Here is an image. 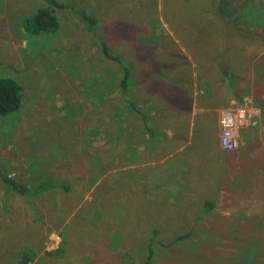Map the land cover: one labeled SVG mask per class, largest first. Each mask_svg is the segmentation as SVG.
I'll list each match as a JSON object with an SVG mask.
<instances>
[{"label":"rangeland","instance_id":"374dc122","mask_svg":"<svg viewBox=\"0 0 264 264\" xmlns=\"http://www.w3.org/2000/svg\"><path fill=\"white\" fill-rule=\"evenodd\" d=\"M91 4L104 13L103 26L95 24L93 30L104 31L110 49L128 62L132 102L150 115L144 121L127 106L117 88L120 72L68 12L61 14L57 29L31 35L23 20L45 3L0 0V76L22 85L18 109L0 114V172L35 191L71 186L75 176L81 180L73 208L59 205L63 223L57 226L50 215L56 221L58 204L65 200L39 195L27 203L0 179V264H17L21 252L38 254L29 264H144L152 237L147 264H240L242 252L253 245L259 249L252 262L264 264V155L245 154L264 152L259 127L264 126V25L232 24L219 0ZM99 63L108 64L111 76L96 79ZM157 70L176 75L200 101L226 102L218 123L214 112L197 115L193 136L179 141L161 164ZM226 129L235 141L231 149L221 143ZM244 130L250 135L243 151ZM102 158L111 169L97 176ZM92 197L106 204L98 208L102 218L82 210ZM208 201L214 203L209 212L201 209ZM30 203H37L35 212ZM43 212L42 220L26 221ZM189 231L180 244L161 245ZM59 233L63 251L49 258L44 251L60 245Z\"/></svg>","mask_w":264,"mask_h":264},{"label":"trees","instance_id":"16d2710c","mask_svg":"<svg viewBox=\"0 0 264 264\" xmlns=\"http://www.w3.org/2000/svg\"><path fill=\"white\" fill-rule=\"evenodd\" d=\"M42 1L45 3L44 6L43 5L40 6L35 11H33L31 14L27 15L24 18L23 20L24 28H25L24 30L27 33H30L31 35L41 36V33L42 34L47 33V31L57 29V27H60L61 18H62L61 14L64 13L65 11L68 12L69 20H71L74 23H77V25L81 27L87 33V35H91L92 38L95 39V41L98 44V50H99L100 56L107 62L114 63L115 67L117 68V71L120 72L119 78L116 79L117 88L119 90L120 96L125 99L127 106L130 109H135L136 111H138L136 104L135 103L133 104L132 102V97L129 92L132 81L129 80L131 78V68L129 69L130 66H128V62L124 59L123 56L119 54V52H113L110 49V46L107 44V42L103 38L104 31L99 30L101 33L100 34L99 32H96L93 30L95 24H99V26H103L104 24V21L102 20V16L104 15V13L101 12L102 10L101 9L98 10L97 8L95 9L93 4H91L92 0H89V7L87 3L88 0L87 1L78 0V2H75L73 0H69V1L42 0ZM234 1L235 3H233ZM261 7H264V0H260L258 4H255L254 0H219V9L222 12L223 10L226 9L227 15L225 16L227 20L231 21L232 24L234 23L236 25L237 23H241L242 20L246 22L248 20L249 21L251 20L252 23H255L257 25L259 24L264 25V12L260 13ZM206 38H207V43H208L209 38L208 37ZM222 48L224 49L225 45H223ZM223 53L225 52H222L220 55L222 56ZM96 68L98 70L96 72L97 74L96 79H98L99 75L109 76L112 72L111 68H109L110 70L108 69L107 72L105 71L106 68H108V64L99 63L96 65ZM222 72L224 73L225 76L229 77L230 74L229 72L225 71V69H222ZM112 79L113 77L111 78V80ZM21 96H22V85L16 79L9 77V76H0V114L1 115H7L9 113L16 111L19 107ZM97 119L99 121L104 120V110H101L100 112H98ZM112 145L117 146L114 140H113ZM109 150H111V147H109ZM64 164L65 162L63 163V165ZM68 164H69V161L64 166H67ZM108 165H109L108 162L104 158H102L100 167L103 171L98 170L97 176L111 169V168H108ZM65 173H67V170H65L63 174H60V177L61 178H63V176L65 177L66 176ZM108 177H110V175L105 176V178L104 177L103 178L106 179ZM0 179L4 183V185L9 184L8 186L11 188L9 191H13L17 196L20 197V199L21 197L24 198L28 196V198L30 199L29 202H31L32 201L31 199H33L34 197H37L39 200V195L41 196L40 200L48 195H50L51 197H55V198L58 197L61 201L65 200L64 202L66 203H64L63 205L58 204L57 209H58V212H60V216L57 218V220L54 221V218H55L54 215L52 214L50 215L51 221L54 224L56 223L57 226L60 224V222L61 224L63 223L61 221L62 209L59 210V205L63 207V210H66L67 208L68 209L71 208L73 205L71 202V199L72 197L75 196V194L79 193L77 187H80L81 185V182H80L81 180L75 176L73 178H70L72 182L71 186L69 185L66 186L62 184L61 188L54 187L51 191L49 190L50 188L48 187H43L41 191H35V190H32L31 187L28 188L26 187V185H22V183L9 178V176H3L1 172H0ZM115 182H117L116 179H115ZM100 185H102L101 182H100ZM92 192H93V196H96L97 193H95L94 190ZM95 200H96V197L95 198L92 197V199L89 202L90 206L86 205V207L82 210H84V212H88L90 209V212L97 214L99 206H104V205L106 206L104 202L96 201V203H94ZM11 204H14L13 201H11ZM30 204L31 205L29 206V209L35 212L37 208V203H30ZM40 205L42 204L40 203ZM110 206H112V204ZM213 206H214V203L208 201L201 205V209L204 208L205 211L207 210L209 212ZM100 212L101 213L97 214L98 218H102L103 216L102 212L104 211H100ZM43 214L44 212L36 216L35 220L32 219V220H26V221L38 222L40 218L42 220ZM47 216L49 218V214H47ZM59 235L62 240L60 245L56 249L44 251V255H46L49 258L55 257L58 254H60L61 251H63L64 237H63V234L61 233H59ZM190 236H191L190 231L184 232V233L176 235V237H174V239H172L167 244L161 243V245L163 247H171L175 243L178 245L181 242H183L185 239L189 238ZM153 242L154 240L152 237L147 244L148 255H147V258L145 259L144 264H147L150 258L153 257V251L151 248V244ZM258 249L259 248L256 245L247 247L242 252L243 259L240 261V264H256L252 262V259L255 253L254 251H258ZM19 255H20V260L17 262V264H29L31 261L35 260L38 254L36 255L35 252H31V253L21 252ZM37 263H34V264H37Z\"/></svg>","mask_w":264,"mask_h":264},{"label":"crops","instance_id":"0c3cea01","mask_svg":"<svg viewBox=\"0 0 264 264\" xmlns=\"http://www.w3.org/2000/svg\"><path fill=\"white\" fill-rule=\"evenodd\" d=\"M205 51H207V45L205 46ZM169 64L173 65L175 63ZM162 65L163 64H158V69H161ZM222 74L224 75L223 72ZM175 76L157 70V108L155 107L157 109V164L163 163L165 159H169L177 151L179 141L183 139L186 140L188 136H193L195 118L197 115L205 117L209 113L212 114L214 112L212 118L218 123L219 112L226 106L225 100L222 102L219 99L213 101L207 99L205 101H200L194 90L190 89V91L192 90L191 92L188 90L185 91L186 86H184V88L180 86L181 80L179 79L180 81L177 82V76ZM226 92L229 94L228 90H226ZM140 109L141 112H139ZM137 112L139 117L142 120L144 119V121L150 115V113L145 112L143 108L139 106ZM262 119L263 116L260 114L257 119L260 124H263ZM259 127L260 129L264 128L262 125H259ZM244 131L247 133V136H242L243 141L241 142L240 150L243 151L248 145V143L246 145L244 140L250 135V132ZM218 140L217 135L216 145L220 149ZM183 146L184 145H182V147ZM261 148H264V146L260 147V149ZM262 150L264 151V149ZM245 154L247 156H255L256 154L264 155V152L256 151ZM165 177L166 175L163 176V178ZM23 201H27L28 203V196Z\"/></svg>","mask_w":264,"mask_h":264},{"label":"built area","instance_id":"2783aa9c","mask_svg":"<svg viewBox=\"0 0 264 264\" xmlns=\"http://www.w3.org/2000/svg\"><path fill=\"white\" fill-rule=\"evenodd\" d=\"M224 123L226 124V126H229V124L227 122H224ZM226 137L229 139V142L227 141V143L225 141L227 139ZM224 138H226V139L224 140ZM221 143H222V146L226 149H231L235 145V141L233 139V136L230 134L229 129L224 130V137H223V141Z\"/></svg>","mask_w":264,"mask_h":264},{"label":"bare ground","instance_id":"6f19581e","mask_svg":"<svg viewBox=\"0 0 264 264\" xmlns=\"http://www.w3.org/2000/svg\"><path fill=\"white\" fill-rule=\"evenodd\" d=\"M23 116V115H22ZM24 117V116H23Z\"/></svg>","mask_w":264,"mask_h":264}]
</instances>
